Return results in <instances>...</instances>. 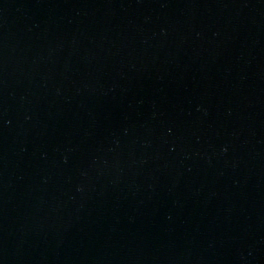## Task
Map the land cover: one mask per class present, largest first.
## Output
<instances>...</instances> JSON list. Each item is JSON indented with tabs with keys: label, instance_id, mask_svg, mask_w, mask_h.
Instances as JSON below:
<instances>
[{
	"label": "water",
	"instance_id": "95a60500",
	"mask_svg": "<svg viewBox=\"0 0 264 264\" xmlns=\"http://www.w3.org/2000/svg\"><path fill=\"white\" fill-rule=\"evenodd\" d=\"M0 264H264V0H0Z\"/></svg>",
	"mask_w": 264,
	"mask_h": 264
}]
</instances>
